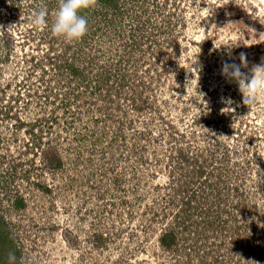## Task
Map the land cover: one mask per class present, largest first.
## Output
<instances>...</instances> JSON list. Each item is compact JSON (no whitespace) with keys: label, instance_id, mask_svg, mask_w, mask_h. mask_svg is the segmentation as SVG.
I'll return each mask as SVG.
<instances>
[{"label":"rangeland","instance_id":"1","mask_svg":"<svg viewBox=\"0 0 264 264\" xmlns=\"http://www.w3.org/2000/svg\"><path fill=\"white\" fill-rule=\"evenodd\" d=\"M100 6L85 43L53 35L55 14L0 15V264H264V113L221 73L264 64V8Z\"/></svg>","mask_w":264,"mask_h":264},{"label":"clouds","instance_id":"2","mask_svg":"<svg viewBox=\"0 0 264 264\" xmlns=\"http://www.w3.org/2000/svg\"><path fill=\"white\" fill-rule=\"evenodd\" d=\"M229 0H226V4ZM256 7L264 8V0H250ZM98 0H58V9L52 23V33L57 37H63L67 42L79 41L88 32V21L81 12L88 9H94ZM253 15V19L259 18V22L264 24V14ZM31 23L35 27H43L47 24V10L41 9L32 14ZM224 54L232 58L231 49L234 43H223ZM220 45V46H221ZM220 46H216L220 48ZM240 64L224 61L221 73L230 82L238 85L239 92L242 94L243 104L247 105L250 111L264 113V64L253 65L250 69L245 59V54L240 53ZM196 62L192 61L191 65ZM242 69H248L243 71ZM189 70L193 69L190 67ZM198 71V69H195ZM231 104L230 99L225 101ZM230 108L224 111H230ZM200 112L198 114V117ZM223 252V249L221 250ZM9 261H15V256L9 254Z\"/></svg>","mask_w":264,"mask_h":264},{"label":"trees","instance_id":"3","mask_svg":"<svg viewBox=\"0 0 264 264\" xmlns=\"http://www.w3.org/2000/svg\"><path fill=\"white\" fill-rule=\"evenodd\" d=\"M2 1L3 0H0V4H2ZM107 1L108 0H98V3L101 5V3H103V2L106 3ZM51 4H52V6H51L52 9H55L57 11L58 0H52ZM100 5L97 4V6L94 9H88V10H84L81 12V15H84L88 21V32L83 37L84 41H86V42L93 35L92 29L95 30L94 28H96V31L99 33V35L100 34L103 35V33H104L103 30L106 29L107 26H109L106 17H107V15L110 14V12H106V10L103 11V9L101 10L102 6H100ZM95 16H97V17L95 18ZM92 18H93V20H92ZM97 77H99V79H102V77L100 75H97ZM177 152H178L177 156L179 158L178 162L180 164H184V167H186L187 164H189L190 168H192V166H194V164L196 162L194 159H192L191 157L190 158L187 157V155L183 154V152H180V151H177ZM52 157L53 156H48L46 158V160L49 161L50 166H52V167L58 166L59 160L56 157L55 158H52ZM195 167L197 168V170H195V172L200 176L202 174V172L200 171V169L197 166H195ZM191 171H193V169ZM204 182H205L204 184H206V181H204ZM7 237L9 238V236H7ZM10 243H11V241L9 240L8 244H10ZM159 243L161 246H163L165 248H169L170 246H173L175 244V236L173 234V230H168V232H164V234H161L159 236Z\"/></svg>","mask_w":264,"mask_h":264},{"label":"built area","instance_id":"4","mask_svg":"<svg viewBox=\"0 0 264 264\" xmlns=\"http://www.w3.org/2000/svg\"><path fill=\"white\" fill-rule=\"evenodd\" d=\"M26 1H28L29 6H26L27 9H24L22 8L21 5L23 2H26ZM40 1L41 0H3L2 4H0V15L5 14L6 19L9 18L10 20H12L11 24L13 25L19 24V26H21V21H23V18L27 19L29 22V18L32 17V14L41 10L40 6L36 5V4L41 3ZM43 1L45 2V0ZM49 1L51 0H48V1L46 0V3ZM55 13H56L55 9H53V11H47V19L48 18L51 19ZM8 23L10 24V22ZM79 41L84 42V38L80 39Z\"/></svg>","mask_w":264,"mask_h":264}]
</instances>
